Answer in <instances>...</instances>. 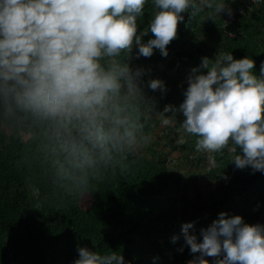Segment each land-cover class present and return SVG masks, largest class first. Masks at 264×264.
<instances>
[{"label": "clouds", "instance_id": "1", "mask_svg": "<svg viewBox=\"0 0 264 264\" xmlns=\"http://www.w3.org/2000/svg\"><path fill=\"white\" fill-rule=\"evenodd\" d=\"M149 3L154 12L138 33ZM205 9L231 12L227 0H0V128L30 133L34 158L54 187L69 195L88 191L152 139L144 131L152 115L143 69L129 64L133 46L137 56H151L154 48L167 56L182 13ZM149 31L154 36L145 42ZM255 63L232 51L203 57L187 77L179 106L166 104L155 115L174 125L182 113L180 126L196 136L198 150L229 147L238 168L264 172V62L261 75ZM148 85L165 87L158 78ZM194 225H181L185 244L198 253L187 264H210L208 256L212 264H264V224L222 211L199 229L202 239ZM78 253L72 264H130L110 249L84 246Z\"/></svg>", "mask_w": 264, "mask_h": 264}, {"label": "trees", "instance_id": "2", "mask_svg": "<svg viewBox=\"0 0 264 264\" xmlns=\"http://www.w3.org/2000/svg\"><path fill=\"white\" fill-rule=\"evenodd\" d=\"M231 6V12L237 11V20L231 24L226 19L229 12L224 17L208 14L207 9L182 13L185 18L178 22L177 35L166 46L168 55L163 56L156 48L154 63L159 67L129 54L130 67L143 69L142 88L148 110L160 90L152 89L148 81L158 78L159 72L170 79L168 68L178 70L183 63L185 43L198 51L205 36L218 46L222 41L223 51H232L234 58L251 56L256 61L253 71L261 75L264 43L258 36L264 27V0H234ZM153 12L152 4L146 5L138 20V33L148 26ZM147 34L154 36L150 31ZM176 118L173 127L157 137L165 141L170 153L179 152L178 158L152 150L153 145L146 149L147 155L129 153L114 173H105L88 191L76 195L50 183L34 158L35 148L27 130L0 128V264H72L78 258V247L84 246L119 251L130 264H187L198 253H192L185 244L182 222L194 221L202 239L199 229L217 219L220 212L237 215L238 208L252 200L264 208V172L253 171L251 166L238 168L229 147L218 152L198 150L196 136L180 126L184 116L176 114ZM150 130L151 118L145 117L144 131ZM180 130L191 141L178 143ZM212 160L214 163H209ZM196 161L201 163L199 172L188 175L213 181L212 192L203 194L189 188L172 205L166 203L174 191L181 190L183 178L177 167ZM35 187H39V193ZM168 209L179 212L182 218L174 215L162 224ZM251 215L252 211L246 217ZM173 236L179 239L173 241ZM206 259L212 264L215 258Z\"/></svg>", "mask_w": 264, "mask_h": 264}, {"label": "rangeland", "instance_id": "3", "mask_svg": "<svg viewBox=\"0 0 264 264\" xmlns=\"http://www.w3.org/2000/svg\"><path fill=\"white\" fill-rule=\"evenodd\" d=\"M234 0H227V3L229 5L230 8H232V4H233ZM228 11H222L220 13L221 17H224L225 15H227ZM208 14L213 15V13H211L210 11L207 12ZM219 16V15H218ZM205 25H208L207 20H204ZM152 34H147L143 36V41H147L149 37H152ZM258 39L260 41V43H264V27H262L259 30V36ZM178 45H182L180 44V42H177ZM223 42H220V45H216L215 43H213L212 40H209L207 36L203 37L201 40V43L199 44V50L195 51L194 49H192L191 45L189 44V42L185 43L184 46V53L182 55V59L181 61L183 62L181 65H179L178 70L175 68H171L169 67V74L171 75L170 79H167L166 77H164V74H162L161 72H159V76L158 79L163 80L164 78V84L165 87L164 89H160L157 93H159L158 96L154 97V100H152L149 104V114L152 116H149L151 118V130H150V134H151V141L145 145H143L138 151V153H144V154H149V152L146 149H149V147H151L152 150L154 151H160V152H164L165 155H168V157H173V158H178L180 156L179 152H173L170 153L169 149H167V147H164V143L165 141L163 139H159L157 136L158 135H162L163 132L166 131V129H168L167 127H173V125H164L161 122V117H159L158 115H155L157 112L162 111L165 107L166 104H173L175 106H179V104L183 101L184 99V95L183 92L184 90L187 88V77L191 74V70L193 67H198L201 62H202V58L207 56L212 58L213 60L216 58V56L218 55L219 52H223V48L222 47ZM138 52V47L134 45V48L132 50V52L130 53L132 56L136 55V53ZM263 52H264V47H263ZM140 59H142V61L145 62H153V64H155L156 67H159L158 64L154 63L155 58H157V49L154 48V52L151 56H141L139 55ZM165 61H168V59H165ZM167 65L169 66V63H167ZM139 68V66L133 67V70ZM202 71H206L203 70ZM168 74V75H169ZM180 115H183L182 113H177ZM165 115H172L171 112L165 113ZM177 119V118H176ZM7 130V128H6ZM181 132L178 134L177 139H178V143L182 141V143H186L191 141L190 138L186 135V133H184L182 130H180ZM26 138V137H25ZM156 143V145H155ZM203 154V153H200ZM153 155V154H152ZM152 155L150 156V158L152 159ZM210 160V159H208ZM207 160V161H208ZM206 161V163L208 164V162ZM211 164L214 163V161L212 160L211 162H209ZM216 163V162H215ZM201 167V163L199 162H195V163H187L184 166H178L177 170H179L183 181H182V185H181V190H176L174 191L170 198H168L166 200V203L172 205L175 201L178 200V198L180 196H182L186 191H188L189 188L194 189V190H199L200 192H202L203 194H208L211 193V187H213L215 184L213 181H204L201 180L199 178H195L194 176H189L188 172L191 173H198ZM256 201L252 200L250 201L247 205L245 206H240L238 208V215H241L244 219V222L249 223V224H264V208L261 209L262 205L256 206L254 205ZM252 211V215L250 217H254L253 219H250L249 216L246 217L248 212ZM259 212V213H258ZM180 216L179 212L173 210V209H168L165 211L164 214V218L162 220V224L166 223L169 219H171L172 216ZM250 215V214H249ZM258 215V216H257ZM181 217V216H180ZM182 218V217H181Z\"/></svg>", "mask_w": 264, "mask_h": 264}, {"label": "built area", "instance_id": "4", "mask_svg": "<svg viewBox=\"0 0 264 264\" xmlns=\"http://www.w3.org/2000/svg\"><path fill=\"white\" fill-rule=\"evenodd\" d=\"M249 1H253V2H256L258 0H249ZM235 12L237 11H233V12H230L228 13L226 19H227V24H231L233 22H235L237 19L235 18ZM229 36H233V34L231 33H228Z\"/></svg>", "mask_w": 264, "mask_h": 264}]
</instances>
